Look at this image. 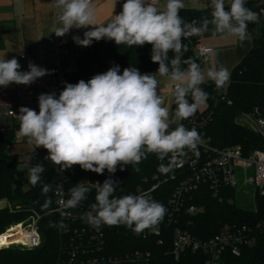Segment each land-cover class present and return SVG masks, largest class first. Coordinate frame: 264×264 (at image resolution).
<instances>
[{
  "label": "clouds",
  "instance_id": "obj_1",
  "mask_svg": "<svg viewBox=\"0 0 264 264\" xmlns=\"http://www.w3.org/2000/svg\"><path fill=\"white\" fill-rule=\"evenodd\" d=\"M116 0H113V9ZM58 9L56 19L60 27L52 33L63 37L71 29L91 30L83 38L73 36L76 44L88 47L92 42L107 38L117 45H152L151 60L158 64L156 72L174 85L173 96L177 105L170 120L168 107L158 91L160 81L156 75L141 73L136 67L114 65L105 73L94 75L85 82L65 83L57 97L55 93H42L38 97L39 112L28 107L19 109L20 126L18 137H26L29 144L48 151L46 160L60 165V170L79 165L82 169L103 174L117 170V166L136 165L147 153L157 154L164 160L170 153L171 162L185 155V149L195 151L200 136L195 128L188 129L177 124L169 131L171 123L192 116L207 99L200 85L211 79L222 87L230 78L228 69H208L191 60H182L186 45L182 40L208 31L212 25L213 35L235 37L243 43L249 39L248 24L258 21V14L245 6V0H230L226 10L225 0H211V20L205 18L199 26L185 24L179 15L185 7L183 0H165L158 7L155 0H126L122 11L106 24L98 21L94 0H54ZM169 52L174 55L170 59ZM187 64L182 68L181 64ZM16 58L0 59V86L30 85L38 78L51 74L50 70L29 63L28 71H20ZM189 94L193 102L189 103ZM170 166L160 165L161 172ZM136 171H139L137 168ZM45 172L44 164L31 165L28 182L35 186ZM118 181L106 179L96 184V203L84 216L93 227L134 226L140 232L158 223L165 212L164 207L147 195H126L116 198ZM51 185L45 184L47 193ZM89 188L84 182L70 190L65 208H75L86 199ZM111 197V198H110Z\"/></svg>",
  "mask_w": 264,
  "mask_h": 264
},
{
  "label": "trees",
  "instance_id": "obj_2",
  "mask_svg": "<svg viewBox=\"0 0 264 264\" xmlns=\"http://www.w3.org/2000/svg\"><path fill=\"white\" fill-rule=\"evenodd\" d=\"M245 6L256 12L262 3L249 2ZM226 10L230 5H225ZM212 8L194 7L182 8L179 12L185 24L200 25V22L207 18L211 20ZM248 30H255L250 50L242 60L236 64L230 75V81L226 88L217 87L211 79L206 80L200 88L207 93L206 108L196 111L200 118L204 117L202 128H196L199 135L209 138L212 145L216 147L240 146L245 155H250L255 150L264 151V136L247 123L244 118L256 115L257 111L264 108V17L257 22L248 24ZM212 25L208 31L199 35H192L182 40L187 50L182 52V60H191L196 63L200 58L196 53V45L206 32H211ZM152 45L128 46L117 45L115 41L107 38L100 41H93L88 47H84L75 60V68L69 70L65 75V83L76 84L80 80L87 82L94 75L105 73L114 65H119L121 74L125 68L136 67L142 74L155 73L158 64L151 60ZM169 52V58L173 57ZM182 63V68H187ZM189 103L193 99L188 96ZM174 101L171 117L176 110ZM190 117L184 120H189ZM17 129L11 128L0 131V200L6 199L9 202L7 208L0 210V235L9 227L27 220L33 216H40L38 230L41 235V243L34 248H23L16 244L0 248V264H58L62 259L68 258L69 252L76 245L88 247L90 252L95 248L88 241V236L93 226L88 223L81 226L73 221L67 222L53 210L55 209L56 197L54 192L57 188L55 181L56 170L54 164L49 160L27 162L31 165L44 164L45 172L41 181L33 186L27 180V170L22 166L23 161L18 154L10 152V147L17 142ZM196 152L191 153V157ZM171 154V153H170ZM169 154V155H170ZM169 155L160 160L155 153H147L146 158L139 164L127 165L113 174L107 169L103 174L84 170L79 165H73L64 185V189L70 198V190L81 183L82 179H91L104 182L111 178L118 181L113 196L121 198L126 195H147L152 200L163 206H168L176 189L181 185L185 169L176 168L170 161ZM170 166L169 171L161 172L160 165ZM139 171H136V169ZM157 175V178H154ZM174 175V177H172ZM45 184L51 185L49 192H43ZM157 187L150 192L153 185ZM87 186V185H86ZM89 188L86 199L82 200L71 212L91 209L96 203L97 191ZM234 188H224L220 197L213 194L208 184L202 183L195 190L190 191L186 196L180 219L169 223L168 218L163 216L157 224L140 232L134 231L126 225L108 226L101 225L105 235L102 250L98 253L107 255H122L128 251L140 249L151 253L150 261L145 264H204L207 254L203 251L187 250L180 258H175L172 252V231L178 225L189 230L199 239H209L220 233L223 226L236 224L246 225L255 228L264 220V195L259 190L255 192L256 205L254 208H244L231 202L235 196ZM111 198V197H110ZM198 207L196 213H189L191 206ZM86 222V221H84ZM65 223L69 224V231L60 230ZM178 223V224H177ZM85 228L83 232L81 230ZM154 228L160 229L162 235L158 237ZM78 229V230H76ZM151 231V232H150ZM80 233L85 239L80 243ZM257 242L253 245L241 247L240 255H230L227 260L230 264H264V238L258 233ZM159 239H162L159 241ZM73 243V246H72Z\"/></svg>",
  "mask_w": 264,
  "mask_h": 264
},
{
  "label": "built area",
  "instance_id": "obj_3",
  "mask_svg": "<svg viewBox=\"0 0 264 264\" xmlns=\"http://www.w3.org/2000/svg\"><path fill=\"white\" fill-rule=\"evenodd\" d=\"M157 6H161L164 0H155ZM258 19L264 17V7H261L256 11ZM1 30V24H0ZM196 53L200 58L202 64H208L210 61L213 48L198 43L195 47ZM67 51L61 50L60 57L63 58ZM16 58L18 62L20 60H26L27 55H13L10 59ZM43 68V67H41ZM75 68V61L72 63V69ZM46 69V68H45ZM71 70V69H70ZM69 70L64 69L61 66H57L53 70H50L51 74L45 75L49 77L52 82L50 90L46 93H55L58 97L63 90V84L65 75ZM174 88V86H173ZM39 97V96H38ZM38 97L26 98L21 96H15L12 102L4 103L0 101V110H6L7 115L13 116L15 109L28 107L39 112ZM174 116V115H173ZM172 116V117H173ZM257 116V117H255ZM171 117V119H172ZM170 119V120H171ZM247 123L252 125L257 132L264 136V108L262 111H257L256 115L251 117H245ZM244 119V120H245ZM204 117L199 116L196 112L190 116L189 120H180L177 123H171L169 131L174 130L177 124H183L188 129L202 128ZM20 124V120L18 119ZM6 130L3 126H0V131ZM199 131V130H197ZM18 130L16 131V134ZM197 144L195 151H189L185 149V155L179 157L176 162H171V156L169 155V161L176 167L185 169L187 175H184L183 182L176 189L172 198L170 199L168 206H163L165 212L163 216L168 218L169 223H176L180 219L182 208L187 198V194L190 191L195 190L200 184L205 183L210 186L214 196L220 197L223 189L238 187V173L237 167H241L243 170L244 183L253 184L256 190H259L261 195H264V151L255 150L250 155H245L243 149L240 146L229 147H216L211 144L209 138L202 135ZM196 152L193 157L191 153ZM48 151L43 148L39 151H35L30 155V160L39 161L41 159L46 160ZM56 174L55 181L57 182V188L54 192L56 197L55 209L53 210L67 222L80 223L81 226H85L87 223L84 216L88 210H79V212H71L70 208H65L64 203L68 198L64 189L65 182L68 177L70 169L61 171L60 165H54ZM253 170V175L248 174V170ZM174 177V175H172ZM157 178V175L154 177ZM80 182H84L85 185L94 188L97 191L96 184H103V182L91 179H82ZM157 184L153 185L146 193L155 189ZM198 207L191 206L188 208V212L193 214L198 211ZM40 216H33L27 220L17 223L9 227L4 233H8L12 242L8 245H20L23 248H34L40 245L41 235L38 230V220ZM178 224V223H177ZM105 225V224H102ZM106 229V225L104 227ZM63 232L69 231V224L65 223L60 228ZM78 230V229H76ZM83 232L86 230L82 228ZM92 233L88 236V241H91V245L95 248L90 252L88 247L76 245L69 252L66 260L62 259L58 264H145L150 261L151 253L140 249L128 251L122 255H107L98 253L102 250L105 232L102 226L90 229ZM151 232V231H150ZM155 234L160 237L162 232L160 229L154 228ZM264 238V220L260 221L255 228L248 227L246 225L237 226L236 224L226 223L220 233L209 239H199L195 237L189 230L176 226L172 231V252L175 258L180 256L187 250L191 251H203L207 254V259L204 264H230L227 260V253L230 255H240L241 247L246 245H253L257 242L258 233ZM11 235V236H10ZM84 237L80 233V243L84 241ZM162 239H159L161 241ZM73 246V243H72ZM7 247V246H4Z\"/></svg>",
  "mask_w": 264,
  "mask_h": 264
},
{
  "label": "crops",
  "instance_id": "obj_4",
  "mask_svg": "<svg viewBox=\"0 0 264 264\" xmlns=\"http://www.w3.org/2000/svg\"><path fill=\"white\" fill-rule=\"evenodd\" d=\"M126 0H116L113 9V0H94L97 7V18L101 23L106 24L114 15L122 11V5ZM184 8L210 7L211 0H183ZM255 2L264 4V0H245V3ZM164 3L161 6L163 7ZM225 5H230V0H225ZM58 9L54 7V0H0V59L10 60L13 55L26 54V60H20V71H28L29 63L39 67L53 70L61 66L66 70L72 69V63L77 59L84 46L76 44L73 36L83 38V33L91 30L94 26L87 29L73 28L63 37H57L52 33L55 27H60L56 19ZM249 39L243 43L235 37H225L221 34L213 35V31L202 35L200 44L210 46L213 52L208 64H198L208 66V69H219L221 66L228 69L230 75L233 67L238 64L252 46L255 30H248ZM61 50L67 51L63 58L60 57ZM156 75L160 81L159 92L164 99L163 106L168 107L170 119L173 103V83L165 77ZM208 80V79H206ZM229 80L222 86L226 88ZM52 86L51 79L44 77L37 79L30 85L12 83L7 87L0 86V101L4 103L12 102L15 96L26 98L38 97L46 93ZM171 97V98H170ZM19 109H15V114L9 116L6 110H0V126L5 129L16 128L19 130ZM43 149L35 144H29L26 137H18L17 142L10 147V152L18 154L20 159L27 161L30 155Z\"/></svg>",
  "mask_w": 264,
  "mask_h": 264
},
{
  "label": "rangeland",
  "instance_id": "obj_5",
  "mask_svg": "<svg viewBox=\"0 0 264 264\" xmlns=\"http://www.w3.org/2000/svg\"><path fill=\"white\" fill-rule=\"evenodd\" d=\"M200 66H201V69L204 70L206 73L208 70V66H204V67L202 65ZM189 96L192 98L190 94ZM173 101H174V96L171 98V103H173ZM205 108H206V101L202 105L199 106L198 110L202 111ZM22 166L24 167V169L27 170V180H28V169L30 167V164H26V162H23ZM237 173H238L239 184H238V187L235 189L236 191H235L234 199H231L230 201L244 208H249V209L254 208L256 205V201H255L256 188L253 184L244 183L243 176H242L243 170L239 166L237 167ZM248 174L250 176L253 175V170L249 169Z\"/></svg>",
  "mask_w": 264,
  "mask_h": 264
},
{
  "label": "bare ground",
  "instance_id": "obj_6",
  "mask_svg": "<svg viewBox=\"0 0 264 264\" xmlns=\"http://www.w3.org/2000/svg\"><path fill=\"white\" fill-rule=\"evenodd\" d=\"M11 242H12V239L9 238V235L7 232L0 235V248L4 246H8Z\"/></svg>",
  "mask_w": 264,
  "mask_h": 264
},
{
  "label": "water",
  "instance_id": "obj_7",
  "mask_svg": "<svg viewBox=\"0 0 264 264\" xmlns=\"http://www.w3.org/2000/svg\"><path fill=\"white\" fill-rule=\"evenodd\" d=\"M255 117H257V116H255ZM244 119H245V118H244ZM245 121L247 122L246 119H245ZM8 205H9L8 200H6V199L0 200V210H3V209H5V208H7Z\"/></svg>",
  "mask_w": 264,
  "mask_h": 264
}]
</instances>
